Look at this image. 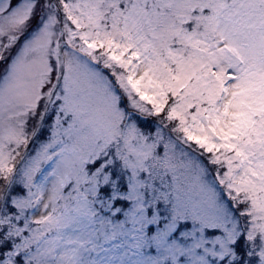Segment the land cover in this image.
Returning <instances> with one entry per match:
<instances>
[{
    "label": "snow or ice",
    "instance_id": "1",
    "mask_svg": "<svg viewBox=\"0 0 264 264\" xmlns=\"http://www.w3.org/2000/svg\"><path fill=\"white\" fill-rule=\"evenodd\" d=\"M0 264H264V0H0Z\"/></svg>",
    "mask_w": 264,
    "mask_h": 264
}]
</instances>
